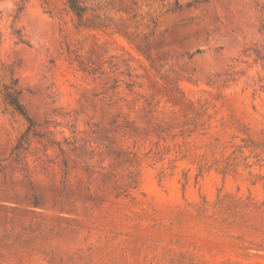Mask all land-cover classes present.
Returning <instances> with one entry per match:
<instances>
[{
	"label": "rangeland",
	"instance_id": "374dc122",
	"mask_svg": "<svg viewBox=\"0 0 264 264\" xmlns=\"http://www.w3.org/2000/svg\"><path fill=\"white\" fill-rule=\"evenodd\" d=\"M177 1L0 0V264H264V0Z\"/></svg>",
	"mask_w": 264,
	"mask_h": 264
},
{
	"label": "trees",
	"instance_id": "16d2710c",
	"mask_svg": "<svg viewBox=\"0 0 264 264\" xmlns=\"http://www.w3.org/2000/svg\"><path fill=\"white\" fill-rule=\"evenodd\" d=\"M68 6L73 11L75 16L78 18L79 24H85V12L87 10L86 6H84L80 0H66ZM210 0H193L187 5L180 4L178 1L169 9L171 12L182 11L185 7L195 6L198 3L209 2ZM1 14V8H0ZM197 52H202L201 49H198ZM3 97L8 106H10L15 112L22 115L28 123L27 128L19 137L16 145L13 150L18 152L21 148L24 147L25 143L28 140L29 134L33 133L34 135H39V132L36 128V122L33 117L27 110L26 106L20 99V91L14 88L10 84H3ZM35 205L37 202H34Z\"/></svg>",
	"mask_w": 264,
	"mask_h": 264
}]
</instances>
